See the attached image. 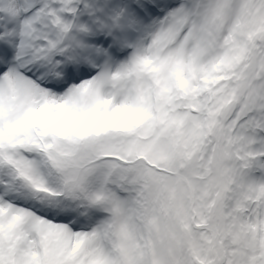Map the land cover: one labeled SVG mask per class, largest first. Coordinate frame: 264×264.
I'll return each instance as SVG.
<instances>
[{"label":"snow or ice","instance_id":"1","mask_svg":"<svg viewBox=\"0 0 264 264\" xmlns=\"http://www.w3.org/2000/svg\"><path fill=\"white\" fill-rule=\"evenodd\" d=\"M0 264H264V0H0Z\"/></svg>","mask_w":264,"mask_h":264}]
</instances>
